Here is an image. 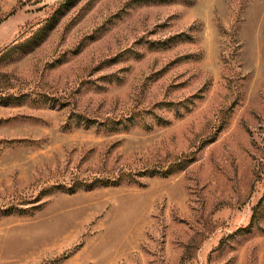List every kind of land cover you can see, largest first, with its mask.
<instances>
[{"label":"rangeland","instance_id":"1","mask_svg":"<svg viewBox=\"0 0 264 264\" xmlns=\"http://www.w3.org/2000/svg\"><path fill=\"white\" fill-rule=\"evenodd\" d=\"M0 0V264H264V0Z\"/></svg>","mask_w":264,"mask_h":264},{"label":"trees","instance_id":"2","mask_svg":"<svg viewBox=\"0 0 264 264\" xmlns=\"http://www.w3.org/2000/svg\"><path fill=\"white\" fill-rule=\"evenodd\" d=\"M65 1L66 0H61L58 6L62 5Z\"/></svg>","mask_w":264,"mask_h":264}]
</instances>
